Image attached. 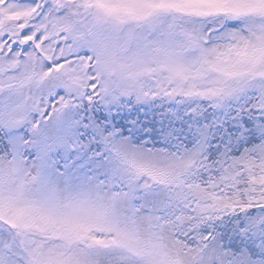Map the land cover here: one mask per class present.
Listing matches in <instances>:
<instances>
[{
    "label": "snow or ice",
    "instance_id": "snow-or-ice-1",
    "mask_svg": "<svg viewBox=\"0 0 264 264\" xmlns=\"http://www.w3.org/2000/svg\"><path fill=\"white\" fill-rule=\"evenodd\" d=\"M0 264H264V0H0Z\"/></svg>",
    "mask_w": 264,
    "mask_h": 264
}]
</instances>
